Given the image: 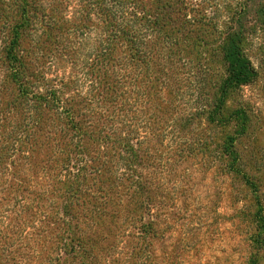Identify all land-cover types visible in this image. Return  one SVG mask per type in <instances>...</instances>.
I'll return each mask as SVG.
<instances>
[{
  "label": "trees",
  "instance_id": "16d2710c",
  "mask_svg": "<svg viewBox=\"0 0 264 264\" xmlns=\"http://www.w3.org/2000/svg\"><path fill=\"white\" fill-rule=\"evenodd\" d=\"M263 109L264 0H0V264H264Z\"/></svg>",
  "mask_w": 264,
  "mask_h": 264
},
{
  "label": "rangeland",
  "instance_id": "374dc122",
  "mask_svg": "<svg viewBox=\"0 0 264 264\" xmlns=\"http://www.w3.org/2000/svg\"><path fill=\"white\" fill-rule=\"evenodd\" d=\"M262 111L264 112V109ZM263 142H264V137H263ZM220 212H223V210H220Z\"/></svg>",
  "mask_w": 264,
  "mask_h": 264
}]
</instances>
